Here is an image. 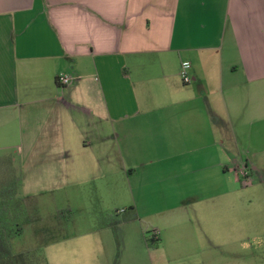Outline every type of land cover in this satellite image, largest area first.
<instances>
[{
	"label": "crops",
	"instance_id": "crops-1",
	"mask_svg": "<svg viewBox=\"0 0 264 264\" xmlns=\"http://www.w3.org/2000/svg\"><path fill=\"white\" fill-rule=\"evenodd\" d=\"M15 148L46 175L117 169L147 176L129 190H171L158 207L133 198L169 235L148 244L138 228L118 264H224L226 212L242 205L254 245L235 264H258L238 172L264 195V0H0V151ZM64 252L58 264L88 255Z\"/></svg>",
	"mask_w": 264,
	"mask_h": 264
},
{
	"label": "rangeland",
	"instance_id": "rangeland-1",
	"mask_svg": "<svg viewBox=\"0 0 264 264\" xmlns=\"http://www.w3.org/2000/svg\"><path fill=\"white\" fill-rule=\"evenodd\" d=\"M4 154L16 156V162L8 163ZM46 165L49 164L25 162L23 155L20 157L16 153V148L0 151V205L6 203L10 206L9 209L12 206V216L18 212L22 214L18 219L8 220L5 225L7 231L14 230L17 223L23 225V234L10 241L14 253H25L28 257H33L35 264H44L45 259L48 264H58V253H70L75 249L89 255H82L80 264H109V257L112 264H118L123 253V241L126 237L138 235V228L146 239L151 238L154 231L157 232V237L169 235V231L157 217L138 219L134 211L135 218L127 220L132 215L129 209L133 198L141 197L144 201L152 196L154 206L158 207L163 204V198L172 193L171 190L160 189L129 190L132 183L148 179L146 175L139 173V176L131 179L114 169L111 176L98 179H93L88 174L51 176L43 171L47 169ZM239 184L243 191L241 203L247 204L249 197L252 198L255 194L251 205L256 204L258 221L253 234L264 236V220L261 216L264 213V195L261 190H255L263 188L260 187L263 186L262 182L253 177L251 185ZM27 197L33 199L15 207L19 199ZM238 212L233 209L226 212L224 264H235L238 261L235 253H247L249 247L254 245L250 240L252 229L249 227L247 207L242 205ZM26 217L40 219L29 223ZM126 223L129 225H125ZM62 237L73 238L64 243H50ZM240 237L245 239L243 243L236 240ZM256 246L257 252H264V239L256 243ZM145 256L141 255L143 258ZM260 256L262 259H258V264L264 263V255ZM242 261L248 260L246 258Z\"/></svg>",
	"mask_w": 264,
	"mask_h": 264
},
{
	"label": "trees",
	"instance_id": "trees-1",
	"mask_svg": "<svg viewBox=\"0 0 264 264\" xmlns=\"http://www.w3.org/2000/svg\"><path fill=\"white\" fill-rule=\"evenodd\" d=\"M33 198L31 197H27V198H23V199H19L16 203L17 205L15 207L18 206H22L24 205V202L26 200H32ZM4 205L0 207V264H35V259L33 257H28L27 254L25 253H14L10 247V241L11 239H14L16 237H18L19 235L23 234V225L21 223H17L16 228L14 230H10L7 231L6 230V222L10 219H16L17 217H21L20 212L13 214L12 216V209L13 207L8 206L6 203H3ZM130 212H132V215H130L128 217V219H134L135 218V214L133 212V209L130 208L129 209ZM69 213V211H68ZM18 219V218H17ZM27 222L29 223H34L36 221H38L40 218L39 217H31L28 218L26 217ZM55 224V223H54ZM68 237H62L61 239H66ZM60 240V239H58ZM58 240H54L51 241V244L56 243ZM148 244H153L152 240L147 239L146 240ZM158 241V239H157ZM156 241V242H157ZM48 246V245H47ZM44 264H47L46 259L44 261Z\"/></svg>",
	"mask_w": 264,
	"mask_h": 264
},
{
	"label": "built area",
	"instance_id": "built-area-1",
	"mask_svg": "<svg viewBox=\"0 0 264 264\" xmlns=\"http://www.w3.org/2000/svg\"><path fill=\"white\" fill-rule=\"evenodd\" d=\"M190 68L191 65L188 61H182L180 63L178 75L181 83L184 85L191 83ZM56 83L60 86H68L71 83V81L68 76L60 75L57 77ZM238 177L240 179V182L243 184V186L251 185L252 179L249 176V172L246 167L241 168V170L238 172ZM157 239H158L157 232L154 231L152 233L150 240H152V243H156Z\"/></svg>",
	"mask_w": 264,
	"mask_h": 264
}]
</instances>
